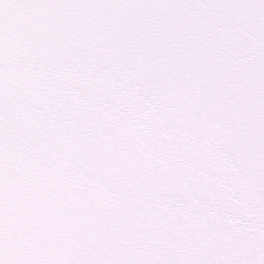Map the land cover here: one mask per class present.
I'll return each mask as SVG.
<instances>
[{"label":"snow or ice","instance_id":"snow-or-ice-1","mask_svg":"<svg viewBox=\"0 0 264 264\" xmlns=\"http://www.w3.org/2000/svg\"><path fill=\"white\" fill-rule=\"evenodd\" d=\"M0 264H264V0H0Z\"/></svg>","mask_w":264,"mask_h":264}]
</instances>
